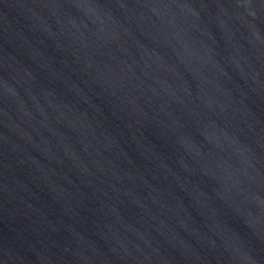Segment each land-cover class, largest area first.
Returning <instances> with one entry per match:
<instances>
[{
	"label": "water",
	"instance_id": "obj_1",
	"mask_svg": "<svg viewBox=\"0 0 264 264\" xmlns=\"http://www.w3.org/2000/svg\"><path fill=\"white\" fill-rule=\"evenodd\" d=\"M0 264H264V0H0Z\"/></svg>",
	"mask_w": 264,
	"mask_h": 264
}]
</instances>
